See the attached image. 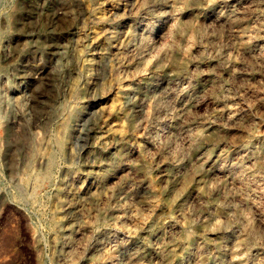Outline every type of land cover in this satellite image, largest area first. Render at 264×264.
<instances>
[{
    "label": "rangeland",
    "instance_id": "rangeland-1",
    "mask_svg": "<svg viewBox=\"0 0 264 264\" xmlns=\"http://www.w3.org/2000/svg\"><path fill=\"white\" fill-rule=\"evenodd\" d=\"M224 1L0 0V264H90L99 247L102 264H166L173 237L192 247L181 264H264V2L223 24ZM173 2L178 30L159 20ZM108 103L122 127L100 140ZM126 205L130 232L106 210Z\"/></svg>",
    "mask_w": 264,
    "mask_h": 264
},
{
    "label": "bare ground",
    "instance_id": "bare-ground-1",
    "mask_svg": "<svg viewBox=\"0 0 264 264\" xmlns=\"http://www.w3.org/2000/svg\"><path fill=\"white\" fill-rule=\"evenodd\" d=\"M256 1L257 0H226V1H224V2H226L225 3V5H223V6H225V8L223 9V10H219L215 15H216V18H215V20H213V21H216V22H219V23H223V24H231V23H233L235 20H236V16L238 15L237 13H239V7L241 6V4H248V5H253V4H255L256 3ZM261 1V0H260ZM263 2H264V0H262ZM145 2H146V0H135V2H134V4H133V6H132V10H134V12L135 11H137L140 7H141V5H143V4H145ZM171 5L174 7V8H172V10H170L168 13H166V12H162L161 13V18L159 19V20H162L163 21V19H165V17L168 19V21H169V23H168V26H167V28H168V30L169 29H173V28H175L176 30H178L179 28H181L180 27V24H179V22H178V20H177V9H176V7L174 6V2L173 3H171ZM222 8V7H221ZM241 8V7H240ZM127 10H128V8H127ZM130 10V9H129ZM211 10V9H210ZM216 10V9H215ZM125 11V10H124ZM165 11V10H164ZM210 12V11H209ZM213 13V12H212ZM214 16V15H213ZM72 17V16H71ZM73 19V18H72ZM71 19V20H72ZM157 20V19H156ZM212 20V19H211ZM151 22V21H150ZM150 22H147L148 24H146V26L144 27V30H145V32L147 33V34H154L157 30L155 29V31H153L154 29H153V27L150 25ZM159 24V23H158ZM164 24V23H163ZM162 24V25H163ZM155 25V24H154ZM160 25V24H159ZM161 27V26H160ZM159 28V27H158ZM167 28H166V31H167ZM142 29V28H141ZM163 31H164V29H163ZM173 31V30H172ZM144 32V33H145ZM169 32V31H168ZM160 33H161V31H160ZM160 33L158 34L159 35V39H160ZM166 33H164V35H165ZM152 36V35H151ZM94 37V36H93ZM157 37V36H156ZM164 37V36H163ZM162 37V38H163ZM93 40V39H92ZM95 40V39H94ZM93 40V41H94ZM159 41V40H158ZM161 42H162V40H160ZM160 41H159V43H160ZM151 44V43H150ZM162 44V43H161ZM161 44H160V46H161ZM79 51H82L80 48H79V50H78V52ZM162 51H163V53L164 54H166L169 58H170V60H172V62L174 63V65H176V66H180L179 64H178V62H177V60L175 59V52H176V48H174V47H169V46H165V45H163L162 46ZM78 52H77V54H78ZM80 54V53H79ZM78 54V55H79ZM143 58V57H142ZM142 58H140V59H142ZM115 59H116V63L115 64H117L118 62H119V57L118 56H116L115 57ZM85 61H87V62H89V59L86 57V58H84V59H80L79 58V62L81 63V64H83ZM115 64H114V66H113V68H115ZM113 73H114V70H113ZM175 78V75L172 73L171 74V76L169 77V83H171L172 82V80ZM121 80V78L119 77V76H112L111 78H110V80H109V83H107V85H103L102 86V90H101V95L102 96H100V98L101 99H103V100H105V99H107L108 98V96H110V94L112 93V83H116L117 81H120ZM168 82V81H167ZM173 83V82H172ZM174 84V83H173ZM116 85V84H115ZM117 86V85H116ZM121 86H123V85H121ZM117 88V87H116ZM124 89V88H123ZM166 89V88H165ZM167 92V91H166ZM170 92V91H169ZM168 92V93H169ZM172 92V91H171ZM177 94V93H176ZM4 95V94H3ZM2 94H1V96H3ZM184 97V96H183ZM1 99V98H0ZM3 99V98H2ZM186 100V99H185ZM4 102V101H3ZM105 102V101H104ZM17 103H18V101H17ZM19 104H20V102H19ZM109 105V103L108 104H103V105H101L100 106V110H101V115H102V119H101V121L100 122H102V124L104 125V127H105V130L103 131V133L100 135V140H106L112 133H114V132H116V130H119L121 127H122V125L120 124V123H116V122H113L112 121V117H115L116 115H117V113H119L118 112V109L113 105V106H108ZM186 109V106L184 105V107H182L181 108V110L182 111H184ZM227 109V111H226V117H227V119L228 120H231L232 118H233V114H231L230 112H231V110L229 109V108H226ZM115 121V120H114ZM99 122V123H100ZM100 125V124H99ZM203 132H204V129H198L197 130V132H195L194 134H193V136L191 137V139L194 141V140H196V139H198L200 136H202V134H203ZM57 142V141H56ZM219 142V140L216 142V147H218L219 148V146H218V143ZM216 147H215V150L216 151H218V152H216L215 154H211V153H205V154H203L201 157H199L200 159H201V164H207L208 165V169H207V171L209 172V173H215V172H219L220 171V169H221V167H220V165H219V163H218V159L220 158V155L222 154V152H221V150L222 149H216ZM239 150V149H238ZM238 153V152H237ZM240 154V153H239ZM122 159H126V156H125V154H123L122 155ZM126 163L124 162V165H125ZM224 166V165H223ZM123 168V167H122ZM124 168H127V169H129L130 167L128 166V165H125L124 166ZM123 171V170H122ZM164 171V174H165V176H170L169 174H170V171L168 170V169H164L163 170ZM222 171V170H221ZM124 175H122L121 176V178L123 177ZM165 176H163V177H165ZM172 176V175H171ZM173 176L175 177V175H174V173H173ZM172 176V177H173ZM107 177H109V175L107 176ZM126 177V176H125ZM125 177H123V179H125ZM236 178V177H235ZM128 181V180H127ZM149 186V182L148 181H142L141 183H140V187H142V188H146V187H148ZM130 191V193H133L134 191H135V188L134 187H131V188H129L128 189V192ZM146 205L149 207H152V205H153V200L152 199H148L147 201H146ZM111 209V211L113 212V211H115L116 213L112 216V220H113V222H115V223H117V224H119L122 228H124V230L126 231V232H130V229L128 228V227H126V226H124V222H125V220H126V212H127V210H128V216H130V215H132V213H131V208L128 206V205H126V206H123V207H120V208H116V209H114L113 207H111V206H107L106 207V210H110ZM119 212V213H118ZM127 234V233H126ZM115 235V234H114ZM128 235V234H127ZM122 237V236H121ZM111 241V240H110ZM111 242H113V241H111ZM122 242V241H121ZM115 243V242H114ZM117 243V242H116ZM178 242H177V239L175 238V237H173L172 238V240L169 242V244H168V247L167 248H165L166 249V252H165V255H166V257H167V259L166 260H168L167 261V263L166 264H181L182 263V259H183V255L184 254H186V253H188L189 251H191L192 250V247H189V246H186L185 248H183L180 252H177L176 251V249L174 248V246L177 244ZM109 244V243H108ZM105 247V246H104ZM145 248L147 249V250H149V251H156L155 249H154V247L152 246V245H149V244H146V246H145ZM105 249V248H104ZM104 249L103 248H101V247H99V248H97V251H96V253L94 252L93 253V255H91L90 256V258L88 259L90 262V264H102V263H99L98 262V260H99V255H101L102 254V252H104ZM145 249V250H146ZM140 252V251H139ZM190 253V252H189ZM116 254V253H115ZM128 254V253H127ZM131 254V253H130ZM188 255V254H187ZM116 255H114V257H115ZM116 258V257H115ZM114 258V259H115ZM75 259V256H73V254H71V255H68L67 253H65L64 255H63V264H72V262H73V260ZM113 259V258H112ZM108 260V259H107ZM97 261V262H96ZM104 261H106V260H104ZM103 261V262H104ZM196 261V260H195ZM194 261V262H195ZM103 264H106V263H103ZM110 264H114V261L112 260V263H110ZM129 264H143V263H141V262H139L138 261V259H137V253H132L130 256H129ZM193 264H205V263H203V260L202 259H199L196 263H193Z\"/></svg>",
    "mask_w": 264,
    "mask_h": 264
}]
</instances>
